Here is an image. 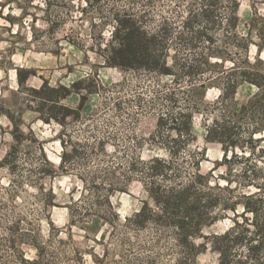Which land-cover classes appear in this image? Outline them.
<instances>
[{"label": "rangeland", "instance_id": "1", "mask_svg": "<svg viewBox=\"0 0 264 264\" xmlns=\"http://www.w3.org/2000/svg\"><path fill=\"white\" fill-rule=\"evenodd\" d=\"M25 1L0 0V101L11 117L0 116V264H175L184 252L172 230L153 223L140 227L131 219L143 201L151 203L145 164L155 157L170 160L172 182L195 171L194 159L201 172L210 170L222 156L219 143L204 140L205 127L214 121L233 125L241 140L260 127L253 137L264 139V114L239 110L257 88L240 81L226 101L219 89L227 73L236 74L231 61L239 71L245 61L253 69L259 59L257 69H263L264 0H38L23 14L16 3ZM233 1L235 28L228 20ZM123 14L158 31L171 74L104 64L103 40ZM209 51L221 53L225 67L208 69ZM18 70L28 74L25 80ZM75 81L78 90L57 104L78 111L64 125L45 120L34 90ZM52 111L61 117L58 107ZM186 112L193 137L171 156L167 146L175 134L158 121ZM247 149L237 153L245 157L232 160L234 191L214 193L256 192L264 201V141L253 143L249 156ZM64 150L73 155L62 168ZM45 159L54 172H45ZM225 173L224 167L213 169L211 183L225 185ZM233 218L227 211L203 228L194 240L205 243L196 264H218L211 237L227 230ZM239 248L236 257L248 261L247 250Z\"/></svg>", "mask_w": 264, "mask_h": 264}, {"label": "trees", "instance_id": "2", "mask_svg": "<svg viewBox=\"0 0 264 264\" xmlns=\"http://www.w3.org/2000/svg\"><path fill=\"white\" fill-rule=\"evenodd\" d=\"M35 1L38 0H26V5L16 4L19 10L25 14L27 5L33 6ZM42 1L45 2V0ZM85 1L88 2L89 0ZM209 2L213 3L214 0H209ZM233 3L228 20L229 24L235 28L238 22L236 15L237 3L236 1H233ZM2 7L3 3H0V8ZM203 13L208 16L209 9H204ZM9 20L10 23H13L11 16ZM113 23L109 38L103 40L102 43L101 56L104 64L124 69H147L162 74H171V68L167 63L168 49L162 44V37L158 31L147 30L138 19L128 14L117 15ZM258 49H261L260 45ZM211 57L217 60L211 61ZM245 62L246 67L236 71V62L231 61L230 69L236 74L227 71L229 73H227L222 83H219L220 97L221 99L224 97V101L234 98L237 83L240 81L254 85L257 92L245 103L240 104L239 110L259 109L263 116L264 67L262 70L257 69V65L262 64L259 59L255 62L253 69H248L250 63ZM224 63V56L216 51H209L204 57V64L208 69L216 70L218 67H225ZM27 76L28 74L21 76L20 70H18L20 81L25 80ZM78 83L79 81H75L69 87L64 85L52 87L47 83H43L39 89L34 90L38 96L37 110L41 114H47V117H43L45 120L52 117L64 125L65 118L72 114V110L76 111L77 109L57 103L59 99L67 97L74 90H78L75 87ZM200 86L202 87V85ZM59 90H62L59 96L50 95V93ZM52 107H58L59 111L61 110V117L53 113ZM2 114L11 120L9 111L0 101V116ZM164 121L171 126V130L175 134V139L167 146L168 152L173 156L179 147L187 146L188 139L193 137L192 116L190 112L180 113V116L168 117V119L160 118L158 122L161 124ZM257 132L261 133L262 131L260 127L255 126L249 131L247 139L241 140L237 135L236 128L225 120L214 121L207 125L204 140L221 145V159L205 172L200 171V161L194 159L195 171L186 180L172 182L171 178H168L169 170L172 168V162L168 159L155 157L145 164V172L151 176L146 185L151 203L148 200L143 201L140 209L131 219L135 225L140 227L153 223L160 230L164 228L172 230L173 239L184 252V256L177 260L175 264H196V256L204 249L205 243L197 244L194 241L195 238L201 234L204 227L213 224L220 215H224L227 211L234 213L232 225L224 232L214 234L211 237V246L219 255L218 264H245L246 262H249V264H264V258L259 256L262 252L264 255V201L256 192H244L238 197L230 194L223 197L219 193L213 192L214 189L234 191L229 188L232 184L231 172L234 167V158L241 159L245 157L237 153L240 150L246 154L245 150L247 148V156H249L253 152V143L264 141V139L253 137L254 133ZM179 137L185 139L180 141ZM60 142L65 146L62 137ZM72 155L73 152L70 153L64 150L60 157L59 166L63 168L67 162L69 163L70 161H67L66 158ZM200 156H204V150L200 152ZM45 161L49 166L45 169L48 171L45 172H48V174L54 172V165L46 159ZM220 167H224L226 170L225 175H221V178L225 181L223 186L219 185V181L211 183V171ZM238 207L241 208L239 212L240 219L237 217ZM239 247H244L247 250L248 261L236 257V250L238 251ZM31 264H36V261L31 262Z\"/></svg>", "mask_w": 264, "mask_h": 264}]
</instances>
